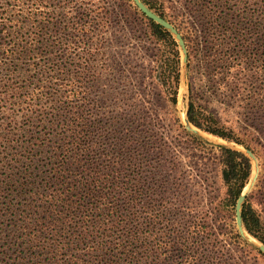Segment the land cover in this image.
I'll use <instances>...</instances> for the list:
<instances>
[{
  "label": "trees",
  "instance_id": "1",
  "mask_svg": "<svg viewBox=\"0 0 264 264\" xmlns=\"http://www.w3.org/2000/svg\"><path fill=\"white\" fill-rule=\"evenodd\" d=\"M23 1L0 0V264H155L154 257H159L156 249L168 250L176 235L149 239L150 233H140L139 201L150 189V182L137 176L138 158L144 153L141 149L149 153L147 145L164 138L179 147L205 143L200 135L183 128L175 114L180 51L174 37L129 4L138 36L132 27L125 37L124 28L107 24L102 123L99 111L91 109L94 102L87 98L84 88L98 74L88 60L98 51V43L92 46L95 41L91 36L102 33L96 25L103 5L98 0H55L60 12L71 13L68 20L72 25H80L74 18L81 14L89 27L91 36L82 40L85 66L76 77L70 67L52 60L44 64L35 61L32 75L20 82L13 81L12 75L19 70L30 43L36 41L35 32L31 37L25 35ZM77 1L86 6L76 5ZM140 1L167 21L170 15L171 19L179 18L188 32L182 37L189 79L186 120L203 132L238 141L212 111L197 102L191 84L200 79L214 83L224 77L217 75L239 70L244 83L259 80L264 84V0L251 2L248 9L240 11L236 0ZM72 25L69 28L77 32ZM133 37H138V44L129 41ZM117 39H124L129 47L111 53V41ZM73 40L75 46L66 44L62 50L70 47L74 51L77 46ZM53 47L50 53L60 49ZM73 66L76 72L79 63ZM194 68L203 71L199 78L190 74ZM252 95H260L256 109L264 114V87ZM47 127L56 133L51 143L40 138ZM21 131L24 141L12 145ZM215 146L223 200L233 209L250 176L251 161L242 151ZM243 147L250 150L247 145ZM162 152L168 159L164 172L172 175L180 171L177 161L181 153L184 157L187 154L170 148ZM160 187L165 190V186ZM248 198L240 205L242 228L264 245V194L259 203L263 216L256 213ZM166 203L159 214L169 213ZM201 211L194 216L196 221L186 220L188 225L182 230L185 238L180 241L184 250L194 241H210L214 248L204 225L207 213ZM194 248L196 251L198 247ZM184 254L183 263H195L197 258Z\"/></svg>",
  "mask_w": 264,
  "mask_h": 264
},
{
  "label": "rangeland",
  "instance_id": "2",
  "mask_svg": "<svg viewBox=\"0 0 264 264\" xmlns=\"http://www.w3.org/2000/svg\"><path fill=\"white\" fill-rule=\"evenodd\" d=\"M243 1H247V3H241ZM257 1L236 0L238 2L237 6H240L238 11L248 9L246 8L247 5L250 6L251 2ZM97 2L103 5V11L97 19L100 25H96V27L100 28L98 31L102 32L100 37L88 34L87 30L89 27H86L87 25L83 23L81 14H77L78 16L74 18L78 19L80 25H72L69 21L70 19L68 20L71 13L64 14V12H60L55 0H24L22 15L25 20L23 25L25 35L28 34L31 37L33 32H35L36 41L30 43L26 55L20 61L19 70L12 75V80L22 82L28 79L35 67L32 62L37 61L40 64H44L51 60L58 63L59 66L70 67L77 77L79 75L77 72H80L82 67L85 66L82 58L84 56V51H82L84 43L82 40L86 41L91 36L92 42L95 41L92 46L98 43V51L91 55L88 64L93 66V70H96L98 74L87 82V88L85 87L84 90L87 91V98H91L94 102L91 109L99 111L100 120L103 123V50L105 48L103 44L106 46L107 24L110 22L111 26L124 28L125 37L127 36L126 32L131 31L130 27L133 28L136 36H138L139 30L135 25L136 21L132 19L134 17L133 10L128 7V4L135 7L131 0H98ZM78 4H81L79 5L80 7L86 6V3L81 1H77L76 5ZM35 15L36 17L32 18ZM170 16L168 21H172L170 24L177 28L176 30L181 37L187 36L188 32L184 24L179 22V18L171 19ZM71 25L77 32L69 28ZM60 37L63 38L62 41L59 40ZM137 38L134 40L133 37V41H131L132 39L129 41L131 43L136 41V44H138L139 40ZM73 39H76L77 46L74 51L70 49L71 46H75ZM124 39H117L116 42L111 41V53L121 50L123 46L125 48L129 47ZM183 41L185 44V39ZM123 42L124 45L122 44ZM66 44L70 46L69 49L62 50L64 46H67ZM89 46H91V43ZM135 46L133 44V47ZM52 47L60 49L50 53L49 50ZM77 63H79V69L74 72L73 65ZM184 66L181 62L180 52V80L176 94L175 114L182 127L187 129L183 121V115L185 113L189 79L188 72L185 71ZM245 66L247 67V65ZM193 70L190 74L194 77L199 78L203 74L202 70L199 71L196 68ZM37 72V76H39L40 68ZM242 73L239 70V72H229L227 73L228 75L219 74L217 76H224L221 80H215L213 83V81L207 82L205 79H200L192 82L191 86L194 91L193 96L198 97L197 102L212 111L223 128L229 129L239 142L247 145L250 151L252 150L251 152L256 162L254 165L253 161L250 160L251 173L241 192L244 194V198L249 195L248 201L250 205L259 216H263L259 203L264 194V180H261L264 174V114L261 111L257 112L256 109L255 102L260 99V95L253 96L252 94L259 91L260 88L262 89L264 84L261 82V85L259 80L254 84L251 82L244 83L246 79H244ZM247 78L250 79L249 77ZM31 80H34V77H31ZM251 95L253 98H251ZM243 104H246L247 107L243 108L241 106ZM155 127V125H152L153 130ZM163 128L166 127L163 126ZM54 132L53 127L44 128V135H41L40 138L46 143H51L56 136ZM197 134L203 138L205 143H189L190 146L179 147L173 141L164 138L163 142L160 140L159 142L148 144L149 153L141 149L144 153H141L138 158L137 176L140 181L150 182V189L141 194L139 201L142 205L140 213V229L142 231L140 233L145 235L150 233L149 239H154V236L155 239L167 236L172 237L174 234L179 237L174 236L171 239L167 246L168 250L156 249L159 251V257H154L156 261L154 263L186 264L187 262L183 263L182 260L185 256L184 253H189L194 260L197 258L194 264H205L204 261H206V264H264V252L257 247V244L262 243L252 238L244 230L243 235H241L234 224V207L232 209L223 200L224 186L220 181L219 165L214 156L217 151L215 146L217 144L242 152L245 149L243 147L245 145L238 143V141L224 140L199 129ZM24 138L25 136L22 135L21 131L20 135L18 134L12 139V145H16L17 141L23 142ZM157 148L160 151L158 153H156ZM169 148L172 151L180 150L187 154V157H184L181 153L180 159L177 161V168L180 171L172 175L164 172L166 171V165H168V159L162 151H166ZM40 156H43L42 153ZM151 172H153L152 176ZM253 175L255 177L252 181ZM161 185L165 186V190L161 189ZM159 198L164 199L159 201ZM164 201L167 202L166 204L170 207V211L168 214L161 215L159 210L164 205ZM143 206L148 208L149 212ZM189 207L193 209L188 210ZM201 209H203L201 211L202 214L204 212L207 213L208 219L204 225L209 231L207 239L211 238L215 242L214 248L211 249L210 241L208 244L194 241L192 244L189 243L186 246V250H184L180 241L183 242L185 238L182 230L188 225L186 220L189 218V220L196 221L197 218L194 219V216L198 215ZM186 213L188 217H185ZM177 230L180 232H176ZM250 240L254 241V243ZM199 245L202 247H199ZM195 246L198 247L196 251H194ZM164 254H167V256L163 259L162 256Z\"/></svg>",
  "mask_w": 264,
  "mask_h": 264
},
{
  "label": "water",
  "instance_id": "3",
  "mask_svg": "<svg viewBox=\"0 0 264 264\" xmlns=\"http://www.w3.org/2000/svg\"><path fill=\"white\" fill-rule=\"evenodd\" d=\"M131 2L133 3V5L141 12L143 13L146 17H148L149 19H151L152 21L156 22L157 24L161 25L162 27H164L166 30H168L172 36L174 37L179 51L181 52V62L184 64L185 62V44L184 41L181 37V35L179 34V32L176 30V28L170 24L167 20L159 17L158 15H156L155 13H153L151 10H149L140 0H131ZM184 123L186 124L185 127L188 130H191L195 133H197V128H195L194 126H192L185 117V113H184V118H183ZM243 153L251 160L253 161L254 165H255V157L253 155V153L249 150V149H244ZM255 175H253L252 177V181L254 180ZM244 198V194L241 192L236 200H235V204H234V224L238 230V232L243 235V228L241 225V219H240V205L241 202ZM252 241V240H250ZM252 243H254V241H252ZM257 247L264 252V246L262 244H257Z\"/></svg>",
  "mask_w": 264,
  "mask_h": 264
},
{
  "label": "bare ground",
  "instance_id": "4",
  "mask_svg": "<svg viewBox=\"0 0 264 264\" xmlns=\"http://www.w3.org/2000/svg\"><path fill=\"white\" fill-rule=\"evenodd\" d=\"M183 118H184V115H183Z\"/></svg>",
  "mask_w": 264,
  "mask_h": 264
}]
</instances>
